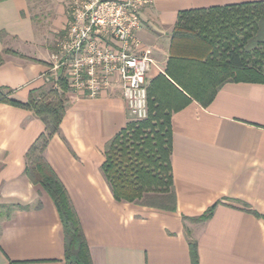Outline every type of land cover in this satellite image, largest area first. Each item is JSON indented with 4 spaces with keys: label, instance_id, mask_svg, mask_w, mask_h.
Listing matches in <instances>:
<instances>
[{
    "label": "crops",
    "instance_id": "0c3cea01",
    "mask_svg": "<svg viewBox=\"0 0 264 264\" xmlns=\"http://www.w3.org/2000/svg\"><path fill=\"white\" fill-rule=\"evenodd\" d=\"M264 0H153L139 36L150 82L170 57L182 11ZM32 0H0V88L27 101L59 88L53 48L69 21V0L32 14ZM67 81V79H66ZM45 157L64 184L93 264H264V83H224L208 106L191 101L172 116L175 211L117 201L102 170L107 143L130 120L122 84L98 97L72 90ZM30 109L0 102V264H66L58 209L25 174L27 152L45 131ZM221 200L213 215L196 221Z\"/></svg>",
    "mask_w": 264,
    "mask_h": 264
},
{
    "label": "trees",
    "instance_id": "16d2710c",
    "mask_svg": "<svg viewBox=\"0 0 264 264\" xmlns=\"http://www.w3.org/2000/svg\"><path fill=\"white\" fill-rule=\"evenodd\" d=\"M264 1L182 11L174 27L165 72L150 81L148 116L130 119L106 145L103 173L117 201L134 202L175 211L177 197L172 172V116L196 100L208 106L229 81L264 83V38L247 49L236 29L257 21L264 32V15L252 13ZM256 14V15H255ZM240 40L241 44L238 42ZM2 58L0 57V64ZM36 90L27 101L11 97L0 88V102L33 111L46 129L27 152L25 174L53 199L65 234V263L93 264L89 244L71 198L45 157L46 147L59 131L67 107L65 78ZM51 96L57 99L52 100ZM221 200L196 221L209 219ZM192 264H198V245L190 241Z\"/></svg>",
    "mask_w": 264,
    "mask_h": 264
},
{
    "label": "built area",
    "instance_id": "2783aa9c",
    "mask_svg": "<svg viewBox=\"0 0 264 264\" xmlns=\"http://www.w3.org/2000/svg\"><path fill=\"white\" fill-rule=\"evenodd\" d=\"M153 0H69V21L53 55L73 92L98 97L121 82L129 117L148 116V72L152 59L142 42L143 8Z\"/></svg>",
    "mask_w": 264,
    "mask_h": 264
},
{
    "label": "rangeland",
    "instance_id": "374dc122",
    "mask_svg": "<svg viewBox=\"0 0 264 264\" xmlns=\"http://www.w3.org/2000/svg\"><path fill=\"white\" fill-rule=\"evenodd\" d=\"M52 3L51 0H32L30 5V11L32 14H37V12L43 10V9H49L51 7ZM252 13L261 14L264 15V5L263 6H257L256 9H252ZM255 14V15H256ZM259 21V20H258ZM257 21L258 26H255V23H250L246 28L244 29H236L234 30V33L240 38L242 41H244V45H246L247 49H251L253 46H256L258 43V40L261 38H264V32H262V29L260 27L259 22ZM62 33H59L57 36V40L53 45V48L55 51H57V44L58 39L61 37ZM240 44V40L238 41ZM150 82H147V86L149 87ZM56 88V87H55ZM58 88V87H57ZM52 100H56L57 98L55 96H51Z\"/></svg>",
    "mask_w": 264,
    "mask_h": 264
}]
</instances>
